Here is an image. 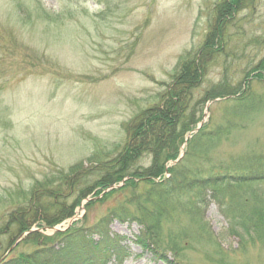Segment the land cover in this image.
Here are the masks:
<instances>
[{"label":"rangeland","instance_id":"rangeland-1","mask_svg":"<svg viewBox=\"0 0 264 264\" xmlns=\"http://www.w3.org/2000/svg\"><path fill=\"white\" fill-rule=\"evenodd\" d=\"M216 1L0 0L1 221L11 207L9 194L20 187L27 189L44 174L80 161L94 164L88 159L98 153L115 155L114 147L126 138L125 123L153 103L154 94L170 83L180 57L203 42ZM234 17L237 28H230L229 35L239 58L233 56L230 71L236 82L240 70L264 56V0L252 1ZM223 65L218 60L211 67L210 83L219 79ZM224 100L205 99L196 117L222 121ZM221 140L211 153L215 162L264 152V109L243 118ZM106 191L86 195L75 207V220L86 216L82 223L95 222L115 200L96 202L88 210L85 205L103 199ZM203 210L208 228L201 231L189 216L175 213L177 224L165 223L160 230L163 242L156 254L142 252L135 243L141 229L137 222L112 221L110 234L124 237L130 256L108 264H264V245L242 246L227 231L214 202ZM68 219L60 223L63 230L39 232L65 231ZM168 229L190 234L180 241L186 248L178 258L166 248L165 242L176 239L167 235Z\"/></svg>","mask_w":264,"mask_h":264},{"label":"trees","instance_id":"trees-1","mask_svg":"<svg viewBox=\"0 0 264 264\" xmlns=\"http://www.w3.org/2000/svg\"><path fill=\"white\" fill-rule=\"evenodd\" d=\"M252 1L215 2L212 26L203 42L180 57L170 83L154 94L153 103L125 123L126 138L114 147V156L98 153L88 159L94 164L74 163L9 194L11 207L0 220V264L121 262L130 251L124 237L110 234L114 220L137 222L141 229L135 243L142 252L156 254L163 242L160 230L165 223L177 224L175 213L189 216L196 231L205 225L208 228L203 208L210 202L218 206L227 231L237 235L242 246L246 242L264 245V152L248 151L226 164L211 158L213 149L243 118L264 109V56L249 69L240 70L236 82L231 81L233 56L238 59L239 55L231 48L229 29L237 28L234 16ZM218 60L224 62L220 77L210 83V69ZM209 98H225L223 119L203 122L193 131L200 121L196 117L199 105ZM183 143L184 154L177 160ZM105 189L109 190L103 199L85 205L88 210L96 202L115 200L95 222L82 223L84 216L65 231L43 235L37 230L20 238L32 227H53L73 217L86 195L93 190L99 195ZM171 230L167 235L176 239L165 242L166 248L178 258L186 248L180 241L190 234ZM27 244L30 248L25 250Z\"/></svg>","mask_w":264,"mask_h":264},{"label":"water","instance_id":"water-1","mask_svg":"<svg viewBox=\"0 0 264 264\" xmlns=\"http://www.w3.org/2000/svg\"><path fill=\"white\" fill-rule=\"evenodd\" d=\"M202 123H203V121H200L199 123H198V125H197V127L193 130V131H196L201 125H202ZM182 148V147H181ZM182 155H183V149H182V152H181V154L179 155V157L177 158V160L178 159H180L181 157H182ZM114 187H116V186H111V188H114ZM107 190H109V189H107ZM76 219V217L75 216H73V217H71L70 219H68L67 220V226L64 228V230L65 229H67V228H69V226L71 225V223L74 221ZM62 224H58V225H55V226H53V227H49L48 229H50L52 232H54V231H59V230H63L60 226H61ZM44 229H46V228H31L30 230H28V231H26V232H24L21 236H20V238L21 237H23L24 235H26L27 233H29L30 231H32V230H38V231H43ZM19 238V239H20ZM18 239V240H19ZM17 240V241H18ZM16 241V242H17Z\"/></svg>","mask_w":264,"mask_h":264}]
</instances>
